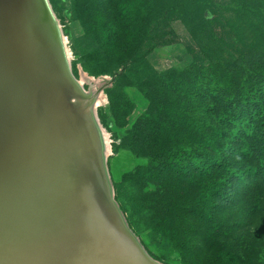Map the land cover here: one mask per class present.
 I'll return each instance as SVG.
<instances>
[{
  "label": "trees",
  "instance_id": "trees-1",
  "mask_svg": "<svg viewBox=\"0 0 264 264\" xmlns=\"http://www.w3.org/2000/svg\"><path fill=\"white\" fill-rule=\"evenodd\" d=\"M150 2L105 0L100 43L123 65L145 44L149 15L155 22L170 9L194 33L203 28L205 12L195 0L159 10ZM253 62L196 61L166 84L173 95L144 91L151 105L134 133L143 125L155 131L148 170L168 187L158 202L161 222L175 235L184 264H201L196 252L202 240L213 264H231L224 244L229 233L246 224L264 226V64Z\"/></svg>",
  "mask_w": 264,
  "mask_h": 264
},
{
  "label": "rangeland",
  "instance_id": "rangeland-1",
  "mask_svg": "<svg viewBox=\"0 0 264 264\" xmlns=\"http://www.w3.org/2000/svg\"><path fill=\"white\" fill-rule=\"evenodd\" d=\"M176 1L151 0L150 6L171 8ZM195 1L205 12L203 28L194 33L192 25L170 9L155 16V22L149 15L145 22H151L152 27L145 44L130 65H123L114 54H106L100 43L105 0H47L81 96L104 98L97 117L109 138L102 166L112 198L139 244L161 264H184L185 258L176 246L175 235L161 222L158 202L168 187L148 170L147 154L155 145V131L143 125L134 133L151 105L144 91L173 95L166 84L196 61L223 60L242 66L247 58L264 64V0ZM169 95L162 98L169 99ZM162 98L160 101L167 102ZM87 164L96 182V166ZM224 244L233 254L231 264H264L262 224L243 225V230L229 233ZM196 253L199 263L213 264L209 243L202 240Z\"/></svg>",
  "mask_w": 264,
  "mask_h": 264
},
{
  "label": "water",
  "instance_id": "water-1",
  "mask_svg": "<svg viewBox=\"0 0 264 264\" xmlns=\"http://www.w3.org/2000/svg\"><path fill=\"white\" fill-rule=\"evenodd\" d=\"M34 2L49 28L52 66L59 76L52 85L50 68L44 69L36 58L35 66L28 67L16 45L18 36H27L26 57L32 59V34L29 26L23 34L21 4L0 0V264H131L135 256L144 264H156L122 218L96 145L91 149L97 158L96 182L81 160L79 151L92 140L90 130L70 134L63 126L67 121L64 109L56 106L60 101L54 88L65 80L73 92L82 93L59 46L47 0ZM69 149L74 150L72 157ZM49 199L54 202L48 208ZM42 207L59 216L42 220ZM70 209L73 214H65ZM72 220L76 227L68 225Z\"/></svg>",
  "mask_w": 264,
  "mask_h": 264
},
{
  "label": "bare ground",
  "instance_id": "bare-ground-1",
  "mask_svg": "<svg viewBox=\"0 0 264 264\" xmlns=\"http://www.w3.org/2000/svg\"><path fill=\"white\" fill-rule=\"evenodd\" d=\"M18 2V7L19 4L20 8H21V21L20 24L22 25V31L24 34V31L27 33V26L30 27V33L32 34L30 36V41L33 44L34 47V51L33 53H31L32 55L31 58L29 59V57H26V49L28 48V43L25 44V42L27 41V36H23L20 38L18 36L17 39V46H19L18 50H21L23 57H25L28 61V67L31 69L35 66V63H33L34 58H36V62H38L44 69L50 68L51 70V77H52V85L56 84L57 85V81L55 78H57L59 76V70L55 67H53L52 65H54L55 61H54V55L52 53V45H51V41H50V32H49V28L47 27L46 23L43 21V13L40 10V8H38L34 2V0H23V5L21 3V0H17ZM39 9V10H38ZM29 14L28 17L26 14ZM52 13V12H51ZM53 26H54V31L57 35V39L59 42V46L60 48L63 50V46H62V41L60 40V36L58 34V31L54 25V22H52ZM21 42V44H20ZM22 43L24 44V46L22 45ZM20 44V45H19ZM23 47V49H22ZM64 52V50H63ZM48 75H49V70L45 71ZM76 83V81H75ZM77 85V83H76ZM78 88V85H77ZM54 92H58L59 95V101H60V105H56L57 108L58 106H60L61 110L64 109V112H62V114L64 115V118L66 119L65 122L67 121V123L63 122V126L65 127V130H67L68 133L70 134H79V132L83 133V130H85V128L87 127L92 135V140H90L88 138V142L86 141V145L85 148L83 149V151H79V155L80 157L82 156L81 160L83 159V162H90L91 166L95 167L96 166V160L97 158L95 157L96 153H94L91 149H92V144L96 145L97 149L96 151H98V156L101 159V162H103L104 157L106 158V155L109 151V138L108 135L105 131L104 128L101 127L98 117H97V109L98 106L102 105L104 103V98L102 96L98 97V98H93V97H82L80 98V95L78 92H73L72 88H71V83L70 82H66L65 80L61 81L60 84L54 88ZM84 92V91H83ZM65 95V96H64ZM73 96H75V98H72ZM97 96V95H96ZM65 97V99H64ZM79 98V104L76 103V100ZM65 100L70 103V101H72V103L74 105H70L67 102H65ZM59 103V102H58ZM54 114V111H53ZM77 114V115H76ZM57 119H56V118ZM55 120L59 121V116H55ZM84 122V124L82 123V121ZM86 137V136H85ZM85 144V143H84ZM74 150L69 149V155L72 157ZM82 153V154H81ZM93 179V177H92ZM94 180V179H93ZM107 183V181H106ZM108 185V184H107ZM54 202V199H49V201L46 203V206L49 208L50 204H52ZM46 207V208H47ZM45 207H42V212H41V219L43 220H50V218H54V217H58L59 214L57 215V213H50V211H47ZM68 212V213H67ZM65 214H73L72 209L68 210ZM26 214L23 213V219L26 221ZM62 216V215H60ZM39 219H40V215H38ZM41 222V221H40ZM78 222H74V220H72L70 222L71 228L76 227L75 224H77ZM67 231V230H66ZM83 233V231H82ZM60 251L62 252V250L60 249ZM130 253H134V250H130ZM57 253V251H56ZM35 255V254H33ZM55 257H57L54 254ZM58 258V257H57ZM150 258H152L150 256ZM134 259V263H132L130 261L131 264H144L142 262H140V258L136 257L132 258ZM57 260V259H56ZM152 260H154V262H158L155 261V259L152 258ZM145 264H150L149 262H146ZM156 264H161V263H156Z\"/></svg>",
  "mask_w": 264,
  "mask_h": 264
},
{
  "label": "crops",
  "instance_id": "crops-1",
  "mask_svg": "<svg viewBox=\"0 0 264 264\" xmlns=\"http://www.w3.org/2000/svg\"><path fill=\"white\" fill-rule=\"evenodd\" d=\"M146 254H147V253H146ZM147 256H149V257H150V255H148V254H147ZM152 261H154V260H152ZM155 261H156V260H155ZM155 263H157V262H155Z\"/></svg>",
  "mask_w": 264,
  "mask_h": 264
}]
</instances>
